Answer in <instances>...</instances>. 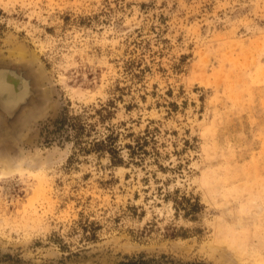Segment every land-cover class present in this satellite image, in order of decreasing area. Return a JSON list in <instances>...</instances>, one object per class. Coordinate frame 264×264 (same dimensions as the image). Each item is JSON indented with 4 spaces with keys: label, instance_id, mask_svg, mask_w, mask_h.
<instances>
[{
    "label": "rangeland",
    "instance_id": "374dc122",
    "mask_svg": "<svg viewBox=\"0 0 264 264\" xmlns=\"http://www.w3.org/2000/svg\"><path fill=\"white\" fill-rule=\"evenodd\" d=\"M0 78V264H264V0H0Z\"/></svg>",
    "mask_w": 264,
    "mask_h": 264
},
{
    "label": "bare ground",
    "instance_id": "6f19581e",
    "mask_svg": "<svg viewBox=\"0 0 264 264\" xmlns=\"http://www.w3.org/2000/svg\"><path fill=\"white\" fill-rule=\"evenodd\" d=\"M0 81H1V83H3L4 84V87L6 88V91L7 92H9V94L8 95H10V96H12V97H17V93H15L14 91H12V88L9 86V85H7V84H5L4 82H2L3 81V79L2 78H0ZM9 84V83H8ZM5 88H3V89H5ZM4 90H2V92H3ZM26 91V90H25ZM1 94V93H0ZM7 95V93H3V97H4V99H10V101L12 100V98L10 97V96H8ZM13 101V100H12ZM17 101V100H16ZM7 172V171H6Z\"/></svg>",
    "mask_w": 264,
    "mask_h": 264
},
{
    "label": "trees",
    "instance_id": "16d2710c",
    "mask_svg": "<svg viewBox=\"0 0 264 264\" xmlns=\"http://www.w3.org/2000/svg\"><path fill=\"white\" fill-rule=\"evenodd\" d=\"M61 122H63V120Z\"/></svg>",
    "mask_w": 264,
    "mask_h": 264
}]
</instances>
